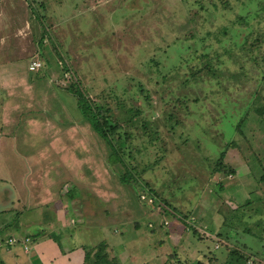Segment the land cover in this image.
Segmentation results:
<instances>
[{"label":"rangeland","instance_id":"rangeland-1","mask_svg":"<svg viewBox=\"0 0 264 264\" xmlns=\"http://www.w3.org/2000/svg\"><path fill=\"white\" fill-rule=\"evenodd\" d=\"M258 1L0 0L5 221L19 213L30 244L28 225L59 251L104 240L121 264H224L232 249L244 264H264ZM239 14L250 24H232ZM200 52L218 66L216 76L184 83ZM33 59L40 65L31 70ZM78 94L121 121L140 107V118L154 124L159 139L130 165L137 164L133 178L120 180L104 141L81 116ZM217 162L228 171L214 170ZM5 189L12 203H3Z\"/></svg>","mask_w":264,"mask_h":264},{"label":"trees","instance_id":"trees-1","mask_svg":"<svg viewBox=\"0 0 264 264\" xmlns=\"http://www.w3.org/2000/svg\"><path fill=\"white\" fill-rule=\"evenodd\" d=\"M253 14V18H257L258 21H264V0L258 1L257 9H255ZM245 16L246 15L239 14L237 18L233 20L232 24L236 23L240 26L249 25L250 22ZM232 24L223 26L220 34H226L228 32V26L230 27ZM189 36L194 38L195 33H190ZM263 37L264 34H262L261 39ZM203 38L200 39L203 40ZM216 39L220 40L219 37H216ZM247 40L248 37L244 40V43H242V48L244 47V44L247 42ZM226 50L224 49L226 55L231 58L234 55L232 52L233 49ZM248 52H250V50H248ZM248 52H243L242 54H250L249 56H251L252 53ZM196 62V65H194V67L191 69L192 72L189 74V77L185 76V79H183L184 83L190 78L197 81L205 73V75L208 76H216L218 66L212 65L211 57L208 56L207 52H200L196 57ZM137 88L139 97H148L147 93L143 94V91H145L143 84L138 83ZM77 102L82 118L91 124L97 135L104 141L109 151V160L113 162L115 169L118 173H120V180L122 182H126L129 180V178H133L132 170L136 169L135 167L137 164H135L132 168L130 165H132L138 157L143 156V152L146 151L144 149L147 148V144H151L152 142L159 139V133L154 127V124L150 118H140V115L143 113L142 108L130 107L128 109V113L130 112L129 116H127L124 121H121L108 113V109H103V105L96 104L95 106H91L81 94H78ZM168 125L169 129H172L174 126H176V118L172 117V113H169ZM222 155H224V152H222L221 156ZM220 166L221 164H219V162L215 163L214 170L225 172L228 171L224 170ZM142 169L143 168H141V170ZM145 190L146 189H143L141 192H147V190ZM148 194H150L151 198L154 199L153 202H159L158 204L161 205L159 206L161 212H171L168 208L164 207L162 203H160V199L155 197L154 193ZM84 203H86L88 206H91L89 202ZM82 247L84 251L82 264H121L118 256L104 240L97 242L93 246ZM229 256L230 257L225 260L224 264H244V255L239 251L232 249L229 252ZM34 264L41 263L37 259H34Z\"/></svg>","mask_w":264,"mask_h":264},{"label":"crops","instance_id":"crops-1","mask_svg":"<svg viewBox=\"0 0 264 264\" xmlns=\"http://www.w3.org/2000/svg\"><path fill=\"white\" fill-rule=\"evenodd\" d=\"M0 191L3 190L0 189ZM10 192L9 189H5V198H2L3 203L13 202V197L12 195L10 196ZM39 195V198H45L44 194L39 193ZM4 206L6 207L3 209L4 215H0V237L5 238L7 236L13 235L27 236L26 233H20V230L23 227L18 225V223L21 224V221H23L21 218L22 215H20L19 213H14L15 216L12 214L8 221H5V219H7V215L9 216L8 213L10 212L9 208H11V206H8V204H4ZM18 219L20 220L18 221ZM31 226H26L24 230V232L32 234V241L29 246L31 248V252L28 254V252H26L24 248H22V245L20 243H15L8 246L0 245V264H34V262H32V257L36 258L41 264L83 263V245L79 244L78 246H74L70 250H66L61 247V251H59L58 245H56L52 241V239L50 238L51 236H46L43 233L33 234L35 232L34 227Z\"/></svg>","mask_w":264,"mask_h":264},{"label":"built area","instance_id":"built-area-1","mask_svg":"<svg viewBox=\"0 0 264 264\" xmlns=\"http://www.w3.org/2000/svg\"><path fill=\"white\" fill-rule=\"evenodd\" d=\"M40 65V62L39 60H36V59H33L31 62H30V65H29V68L31 70L33 69H36L38 66ZM140 198L141 200H147L145 198H147V195L145 194H141L140 195ZM151 199H149L150 201ZM164 223L166 224V221H164ZM15 243H20L24 249L27 248V246L30 244V237L29 236H24L23 239H17L15 236H7V237H0V245H4V246H8V245H12V244H15Z\"/></svg>","mask_w":264,"mask_h":264}]
</instances>
